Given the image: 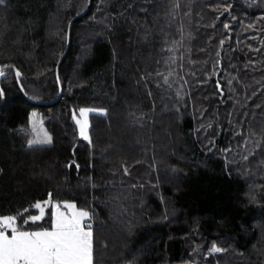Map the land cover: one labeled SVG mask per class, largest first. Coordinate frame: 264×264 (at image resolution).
Masks as SVG:
<instances>
[{"label":"trees","instance_id":"trees-1","mask_svg":"<svg viewBox=\"0 0 264 264\" xmlns=\"http://www.w3.org/2000/svg\"><path fill=\"white\" fill-rule=\"evenodd\" d=\"M90 1L52 104L88 0L0 4V216L73 202L93 264H264V0Z\"/></svg>","mask_w":264,"mask_h":264},{"label":"snow or ice","instance_id":"snow-or-ice-1","mask_svg":"<svg viewBox=\"0 0 264 264\" xmlns=\"http://www.w3.org/2000/svg\"><path fill=\"white\" fill-rule=\"evenodd\" d=\"M4 0H0L3 4ZM227 27V25H225ZM4 69L0 68V76ZM20 76L19 71L16 73ZM89 109H80V115L86 117ZM103 111V110H99ZM37 114L32 113L33 131L43 138L30 143H51V137L38 125L34 119ZM80 126V135L88 137V124L77 120ZM45 204H50L45 201ZM39 210V215H32L23 224L29 221L35 223L43 219L44 207L38 202L34 205ZM50 228L39 230H24L17 224L18 216H0V264H93V234L91 224H85L89 212L78 209L74 203L63 202L53 205ZM213 252L221 249L213 245Z\"/></svg>","mask_w":264,"mask_h":264},{"label":"water","instance_id":"water-1","mask_svg":"<svg viewBox=\"0 0 264 264\" xmlns=\"http://www.w3.org/2000/svg\"><path fill=\"white\" fill-rule=\"evenodd\" d=\"M90 4H91V1L88 0L86 9L82 13H79V14L74 15L73 17H71L70 20L67 23V26H66V43H65V48H64V51H63L60 59L57 61L56 66H55V77H56L57 84H58V95H57V97L54 100L50 101V102H37V101L30 100L31 102H34V103H37V104H52V103L56 102L60 98V96H61V85H60L59 77H58V68H59V65H60V62H61L62 58L65 56V54L67 53L68 48H69L71 24H72V22L75 19L81 18L89 10ZM10 66H11L10 64H3V65H0V68L5 69V68H8ZM12 69H13V72H14V77H15L17 86L19 87V89H20L21 93L23 94V96L26 99H28L27 96H26V94L24 93L22 87H21V84H20V81H19V77H17V75H16V73H17L16 67L15 66H12ZM0 78H1V76H0Z\"/></svg>","mask_w":264,"mask_h":264},{"label":"rangeland","instance_id":"rangeland-1","mask_svg":"<svg viewBox=\"0 0 264 264\" xmlns=\"http://www.w3.org/2000/svg\"><path fill=\"white\" fill-rule=\"evenodd\" d=\"M82 109V108H81ZM85 109H89L90 111L87 113V115H86V117H82L81 115H80V109H78L77 111H75V112H73V118H74V121H75V123H76V125H77V129H78V134H79V136L81 137V138H83L81 135H80V126L77 124V120H80L81 122H83L85 119L87 120V124H88V128H89V120H88V116H89V114L90 113H93V112H95V113H103V111H99V110H101V109H95V108H85ZM88 137H89V133H88ZM84 139V138H83ZM86 140V139H85ZM88 140V139H87ZM58 202H53L52 203V211L54 210L53 209V205H55V204H57ZM63 203V202H62ZM61 203V204H62ZM70 203H73V202H70ZM78 208V207H77ZM78 209H80V208H78ZM85 224H89V222H88V218H85Z\"/></svg>","mask_w":264,"mask_h":264}]
</instances>
